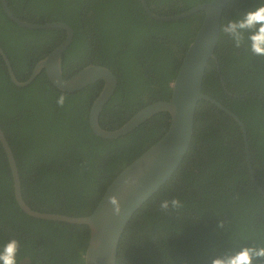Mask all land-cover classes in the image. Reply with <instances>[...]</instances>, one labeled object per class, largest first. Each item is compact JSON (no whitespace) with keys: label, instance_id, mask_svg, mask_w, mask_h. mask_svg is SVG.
I'll use <instances>...</instances> for the list:
<instances>
[{"label":"trees","instance_id":"obj_1","mask_svg":"<svg viewBox=\"0 0 264 264\" xmlns=\"http://www.w3.org/2000/svg\"><path fill=\"white\" fill-rule=\"evenodd\" d=\"M210 0H146L170 15ZM32 23L62 21L72 27L62 54L68 77L92 63L109 68L117 85L98 116L115 129L147 104L170 96V83L203 18L149 17L140 0H6ZM264 0H229L220 23ZM65 36L59 28L30 29L11 21L0 5V47L18 80ZM204 68L202 91L243 122L251 169L264 192V57L236 49L219 32ZM102 81L74 92L54 86L41 69L24 86L12 83L0 56V128L14 156L21 196L32 209L71 216L89 214L117 172L155 142L169 125L164 111L113 139L95 135L88 111ZM63 94V107L57 98ZM178 197L183 207L164 213L158 204ZM221 222L222 226L218 227ZM20 242L17 264H83L84 224L39 219L17 205L0 144V247ZM264 195L255 187L237 122L215 104L198 100L187 151L173 174L126 224L115 264H210V256L243 246H264ZM213 248L215 249L213 251ZM253 264H264L254 260Z\"/></svg>","mask_w":264,"mask_h":264},{"label":"water","instance_id":"obj_2","mask_svg":"<svg viewBox=\"0 0 264 264\" xmlns=\"http://www.w3.org/2000/svg\"><path fill=\"white\" fill-rule=\"evenodd\" d=\"M228 1L213 0L211 3L210 0L196 4L180 13L159 15L149 9L146 0H140L145 13L159 21L177 20L197 11H203L204 14L170 83L168 99L147 104L122 125L111 130L99 125L98 116L104 103L112 95L117 85L114 73L103 65L89 63L70 76L63 77L62 54L72 40V27L62 21L32 23L19 19L11 12L6 0H0L5 15L19 26L30 29L59 28L65 31L64 38L35 62L29 75L23 80H18L15 77L7 56L0 47V56L13 84L18 86L28 84L41 69L44 70L47 79L54 86L65 92H74L90 83L101 80L102 86L88 111V124L95 135L106 139H113L126 134L157 112L164 111L169 114V125L166 131L117 172L104 189L92 211L84 216L37 211L24 202L21 196L16 162L0 128V144L9 165L13 196L18 207L24 213L35 218L86 225L88 227V239L83 253V264H115L118 242L126 224L138 208L173 174L185 155L193 132L195 107L200 99L215 104L237 122L242 132L245 159L250 177L255 187L264 195L263 190L257 185L251 169L243 122L226 106L202 91L204 68L209 58H215L214 48L219 38L221 12ZM128 176L137 179L136 186L126 187L123 185V179ZM109 197L118 199L121 207L119 216L113 215L111 206L107 203Z\"/></svg>","mask_w":264,"mask_h":264},{"label":"clouds","instance_id":"obj_3","mask_svg":"<svg viewBox=\"0 0 264 264\" xmlns=\"http://www.w3.org/2000/svg\"><path fill=\"white\" fill-rule=\"evenodd\" d=\"M219 32L228 38L234 48H243L252 56L264 57V2L246 11H237L233 19L224 20L219 24ZM64 103L65 96L61 94L57 98V105L63 107ZM122 183L126 187H134L138 181L135 177L128 176ZM107 203L111 206L113 215L119 216L121 207L118 199L109 197ZM182 207L183 204L178 197L163 199L158 204L159 210L164 213L178 211ZM221 226L222 223L219 222L218 227ZM261 243L264 244V240ZM20 247V242L15 238L4 243L0 247V264H17ZM209 260L210 264H253L254 260L264 262V246L256 244L243 246L231 254L210 256Z\"/></svg>","mask_w":264,"mask_h":264},{"label":"flooded vegetation","instance_id":"obj_4","mask_svg":"<svg viewBox=\"0 0 264 264\" xmlns=\"http://www.w3.org/2000/svg\"><path fill=\"white\" fill-rule=\"evenodd\" d=\"M35 64V63H34ZM33 67V66H32ZM32 69V68H31ZM31 71V70H30ZM30 73V72H29ZM45 73V72H44ZM29 75V74H28ZM37 75V74H36ZM46 75V74H45ZM97 81H101V80H97ZM18 86V85H17ZM26 262H28V261H26V260H23V261H21V263H19V264H25Z\"/></svg>","mask_w":264,"mask_h":264}]
</instances>
